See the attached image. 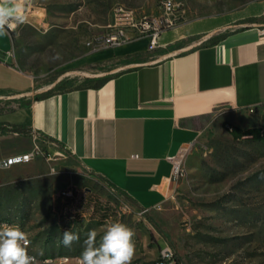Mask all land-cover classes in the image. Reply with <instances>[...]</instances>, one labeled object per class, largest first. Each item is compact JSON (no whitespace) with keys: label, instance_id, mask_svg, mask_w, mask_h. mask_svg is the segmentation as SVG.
<instances>
[{"label":"rangeland","instance_id":"obj_1","mask_svg":"<svg viewBox=\"0 0 264 264\" xmlns=\"http://www.w3.org/2000/svg\"><path fill=\"white\" fill-rule=\"evenodd\" d=\"M253 1L258 0H175L178 21L237 11ZM17 3L25 20L10 30L17 64L33 85L23 96L0 93L2 111L49 89L93 84L146 63L149 58L141 54L122 56L117 47L100 48L90 40L108 32L118 5L139 15L162 11L160 0ZM25 136L33 142L31 133ZM38 143L41 150L32 161L0 169V222L25 230L39 256L70 257L65 264H80L86 233L95 229L98 244L107 225L120 222L135 232L131 264H156L166 244L179 264H264V141L234 139L220 117L208 120L183 160L176 188L151 210L118 194L60 143L50 138ZM65 190L73 195L63 198ZM70 214L72 224L60 226ZM65 230L80 234L70 248L60 243Z\"/></svg>","mask_w":264,"mask_h":264},{"label":"crops","instance_id":"obj_2","mask_svg":"<svg viewBox=\"0 0 264 264\" xmlns=\"http://www.w3.org/2000/svg\"><path fill=\"white\" fill-rule=\"evenodd\" d=\"M117 51L149 61L100 86L93 85L98 79L1 111L0 121L25 125L65 146L144 210L157 208L176 188L172 157L192 150L210 118L242 129L263 126L264 0L178 21L155 48L140 37ZM16 58L9 31L0 36V93L23 96L33 79ZM32 143L17 132L0 133V159L29 151Z\"/></svg>","mask_w":264,"mask_h":264},{"label":"clouds","instance_id":"obj_3","mask_svg":"<svg viewBox=\"0 0 264 264\" xmlns=\"http://www.w3.org/2000/svg\"><path fill=\"white\" fill-rule=\"evenodd\" d=\"M24 20L17 0H0V36L8 35L10 29ZM134 236L133 229L114 222L107 225L97 244V232L90 229L83 241L80 264H131L135 255ZM79 241L77 231L65 230L61 234L60 243L66 248ZM29 244L28 234L18 224H0V264H47L29 254Z\"/></svg>","mask_w":264,"mask_h":264},{"label":"built area","instance_id":"obj_4","mask_svg":"<svg viewBox=\"0 0 264 264\" xmlns=\"http://www.w3.org/2000/svg\"><path fill=\"white\" fill-rule=\"evenodd\" d=\"M160 7L162 11L159 14L139 15L133 8L124 5L116 6L113 13V21L108 25V32L95 36L90 40V43L100 48L119 47L131 39L146 37L149 40V48L157 47L160 35L165 30L174 27L178 22L175 0H160ZM249 111L254 112L255 108L251 107ZM31 135L34 147L29 151L1 158L0 169L9 168L16 164L28 163L39 155L41 149L38 140L47 139L48 137L37 130H32ZM70 152L74 155L72 151ZM183 160L184 153L172 157V177L177 182L184 174ZM62 193H73V191L65 190ZM43 260L49 264V259ZM69 260L70 257H62L59 258V263L65 264ZM168 260H175V264H179L175 259L172 247L166 244L161 249L156 264H168Z\"/></svg>","mask_w":264,"mask_h":264},{"label":"trees","instance_id":"obj_5","mask_svg":"<svg viewBox=\"0 0 264 264\" xmlns=\"http://www.w3.org/2000/svg\"><path fill=\"white\" fill-rule=\"evenodd\" d=\"M9 31L13 37V30H9ZM110 77L111 76L103 77V78L99 79L96 83H94L93 85L100 86L104 81H106ZM53 92H54L53 89H49V90L41 93L39 96H37L36 99L45 98V97L49 96L50 94H52ZM30 103H31V100H28L27 102H25L24 104H21L20 106L29 105ZM12 109H14V108H12ZM12 109H9V110H12ZM0 111H2V110H0ZM224 125H227L228 131L234 139L241 140V139L247 138V139H251L253 141H259V142L264 141V124L261 127H249L247 129H242L239 126H236L234 124L224 123ZM0 131L4 134L7 132H17V133H20L23 135H30L32 129L25 126V125L0 121ZM121 193L124 194V192H121ZM63 195L64 194L62 193L63 198L71 197V196H65V195L63 196ZM57 201L61 202L62 207L67 208V204H65L64 199H61L60 197H58ZM73 217H74V215L70 214L68 217H66V219H64L63 221H61L58 224L60 226L61 225H70V224H72L71 219Z\"/></svg>","mask_w":264,"mask_h":264},{"label":"bare ground","instance_id":"obj_6","mask_svg":"<svg viewBox=\"0 0 264 264\" xmlns=\"http://www.w3.org/2000/svg\"><path fill=\"white\" fill-rule=\"evenodd\" d=\"M185 156H186V153H184V158H185ZM184 172H185V169H184ZM65 196H72L73 195V193H65L64 194ZM63 195V196H64ZM4 223H7V224H11V223H8V222H0V224H4ZM14 224V223H13ZM20 227V226H19ZM21 228V227H20ZM22 229V228H21ZM23 230V229H22ZM23 231H25V230H23ZM26 232V231H25ZM27 233V232H26ZM28 234V233H27ZM28 238H29V240H30V244H29V246H28V252H29V254L30 255H33V256H36L37 257V259L38 260H40V261H45V260H43V259H49V264H54V263H59V258H62V257H52V256H45V257H41V256H39L34 250H33V244H32V241H31V239H30V237H29V234H28ZM168 264H175V260H168Z\"/></svg>","mask_w":264,"mask_h":264}]
</instances>
